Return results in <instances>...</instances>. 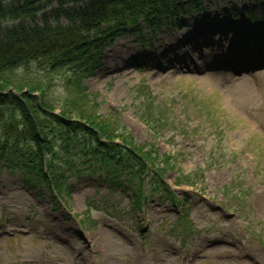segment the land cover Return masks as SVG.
Instances as JSON below:
<instances>
[{
	"label": "rangeland",
	"instance_id": "obj_1",
	"mask_svg": "<svg viewBox=\"0 0 264 264\" xmlns=\"http://www.w3.org/2000/svg\"><path fill=\"white\" fill-rule=\"evenodd\" d=\"M205 1L209 14L187 16L181 29L163 27L152 37L141 23L144 45L134 33H118L101 55L104 67L84 80L98 115L119 121L136 148L168 158L173 168L164 165L163 178L182 205L150 193V170L126 189L125 172L114 177L105 165L77 160L79 169L65 171L71 193L58 200L44 184L28 187L19 172L1 169L0 264H264V66L212 67L241 35L254 44L264 18L252 25L246 13L242 26L227 3ZM59 77L56 97L66 95ZM151 102L165 109L162 129L149 122ZM136 196H146L144 207Z\"/></svg>",
	"mask_w": 264,
	"mask_h": 264
},
{
	"label": "trees",
	"instance_id": "obj_2",
	"mask_svg": "<svg viewBox=\"0 0 264 264\" xmlns=\"http://www.w3.org/2000/svg\"><path fill=\"white\" fill-rule=\"evenodd\" d=\"M213 1L227 3L235 16L264 13V0ZM209 9L204 0H0V170L19 172L27 186L44 184L58 196L70 194L65 171L74 170L77 160L98 170L105 165L114 177L125 172L126 189L136 179L141 184L150 170L151 191L177 203L163 180L168 158L136 148L119 121L98 115L84 80L104 66L101 55L118 33H134L143 43V26L153 37L163 27H182L184 16ZM57 74L66 92L60 97L51 91ZM60 104L65 106L55 114L52 108ZM147 108L153 129L164 128L165 109L152 102ZM141 199L135 197L138 206Z\"/></svg>",
	"mask_w": 264,
	"mask_h": 264
}]
</instances>
